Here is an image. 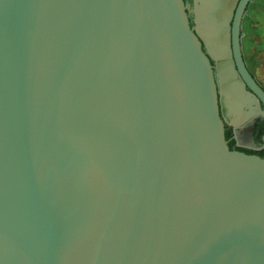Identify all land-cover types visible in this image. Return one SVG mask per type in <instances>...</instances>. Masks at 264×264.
Returning a JSON list of instances; mask_svg holds the SVG:
<instances>
[{
	"label": "water",
	"instance_id": "1",
	"mask_svg": "<svg viewBox=\"0 0 264 264\" xmlns=\"http://www.w3.org/2000/svg\"><path fill=\"white\" fill-rule=\"evenodd\" d=\"M235 1L0 0V264H264Z\"/></svg>",
	"mask_w": 264,
	"mask_h": 264
},
{
	"label": "flooded vegetation",
	"instance_id": "2",
	"mask_svg": "<svg viewBox=\"0 0 264 264\" xmlns=\"http://www.w3.org/2000/svg\"><path fill=\"white\" fill-rule=\"evenodd\" d=\"M184 1L189 9V17L191 20V25L194 26L195 17H196L195 11H196V7L198 3L196 2V0H184ZM238 1L239 0L235 1L234 6H237ZM253 1L255 0H250L249 3L247 4L244 10V13H243L242 21H241V49H242L243 56H244L243 46H242L243 25H244V21L246 18V13L248 12L250 4ZM235 8L233 10V14L235 13ZM244 60L246 63L245 56H244ZM250 72L252 71L250 70ZM222 99L220 101V111H221V116L225 121V134H226V139L228 140V144L231 145L232 149H237V150L249 153V154L260 155L261 153H263L264 151V107L262 106L260 110H258L257 108H254V109H247L240 113H237V112L232 113L230 109L228 108L227 104L224 107V103ZM242 130L245 131V134H243L244 132Z\"/></svg>",
	"mask_w": 264,
	"mask_h": 264
},
{
	"label": "rangeland",
	"instance_id": "3",
	"mask_svg": "<svg viewBox=\"0 0 264 264\" xmlns=\"http://www.w3.org/2000/svg\"><path fill=\"white\" fill-rule=\"evenodd\" d=\"M242 46L249 69L264 86V0L250 4L243 25ZM222 100L225 107L226 101Z\"/></svg>",
	"mask_w": 264,
	"mask_h": 264
},
{
	"label": "trees",
	"instance_id": "4",
	"mask_svg": "<svg viewBox=\"0 0 264 264\" xmlns=\"http://www.w3.org/2000/svg\"><path fill=\"white\" fill-rule=\"evenodd\" d=\"M229 146L232 149L231 145H229ZM260 156H264V151H263V153L260 154Z\"/></svg>",
	"mask_w": 264,
	"mask_h": 264
}]
</instances>
